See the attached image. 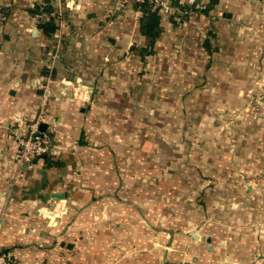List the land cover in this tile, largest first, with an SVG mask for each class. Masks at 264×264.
I'll list each match as a JSON object with an SVG mask.
<instances>
[{
	"label": "crops",
	"instance_id": "obj_1",
	"mask_svg": "<svg viewBox=\"0 0 264 264\" xmlns=\"http://www.w3.org/2000/svg\"><path fill=\"white\" fill-rule=\"evenodd\" d=\"M7 1H0V253L14 264H254L264 249V0H218L206 13L208 0H168L172 12L162 16L152 51L166 42L176 90L195 111L209 96L212 118L227 120L230 131L212 153L210 178L195 179L196 199L206 186L205 203L203 193L190 208L175 187L166 209L153 202V187L139 188L138 162L124 159L138 148L129 150L105 122L118 101L101 95L145 71L152 53L140 56L150 51L140 12L117 9L116 0H74L80 11H63L73 27L54 18L56 32L46 35L26 6L15 15V0ZM48 1L55 9L57 0ZM74 84L102 90L90 103L91 93L73 96ZM42 111L50 151L19 167L16 139ZM52 205L63 212L48 220Z\"/></svg>",
	"mask_w": 264,
	"mask_h": 264
},
{
	"label": "rangeland",
	"instance_id": "obj_2",
	"mask_svg": "<svg viewBox=\"0 0 264 264\" xmlns=\"http://www.w3.org/2000/svg\"><path fill=\"white\" fill-rule=\"evenodd\" d=\"M0 1L8 2L7 0V2ZM10 3L12 4V2ZM14 3L16 5H12L9 9L15 15L19 14L18 11H14L18 6L21 9H24L25 6L26 9H31L36 4L41 5L39 0H15ZM61 5L64 13L68 11L69 16L71 13L80 11V8L76 10L74 5L70 6V9H66L65 0L61 2ZM62 16H64L63 19ZM62 16L60 21L64 23V26H70L69 18L65 14ZM46 17L48 16H41L42 19ZM34 19L38 21L37 17ZM72 27L73 25L67 30L69 31ZM160 47L162 49L158 47L154 52L152 51L151 57L144 59L142 69L145 71L135 75L137 76L136 80L130 87L117 89L115 94L109 89H105V92L101 93V95L112 96L118 101L113 105L114 107L110 105V108L114 109L113 120L105 122L120 129L117 138L122 139L123 143L128 145L129 150L131 147L132 149L138 148V153H125L124 159L138 162L135 171L139 177L144 178L139 188L143 187L144 190L149 189L150 191L153 187L155 192L153 202L157 207H166L167 190L181 187V198H185L184 202L193 208L196 200H200L203 193L207 195L203 199L204 203L209 198L205 186L204 192L202 194L199 192L200 195L196 199L198 190L195 189L194 182L195 179L204 181L210 178L212 153L215 152L219 142L226 146V133L230 131L229 122L225 119L215 120L212 118L216 114L211 115L210 112L216 106L211 103L209 96H201L205 104L199 105L197 111L195 108H191L195 105L193 103L190 105L185 101L189 100L188 97L180 95V90H176L175 78L170 79V75L177 76L176 79H178V67L176 66L177 71L173 74L166 71V65L169 62L166 60L169 59L166 56V42L162 43ZM101 90L84 89L75 84L71 88L72 93L81 94V99L87 96V92L91 93L90 103L100 95ZM146 173L148 178L144 177ZM141 202L145 204V201ZM203 205L198 204L199 209L205 212V207L208 204ZM161 207L160 209H162ZM62 212V207L52 205L47 219H54ZM255 254L254 264H264V249L263 253Z\"/></svg>",
	"mask_w": 264,
	"mask_h": 264
},
{
	"label": "built area",
	"instance_id": "obj_3",
	"mask_svg": "<svg viewBox=\"0 0 264 264\" xmlns=\"http://www.w3.org/2000/svg\"><path fill=\"white\" fill-rule=\"evenodd\" d=\"M63 0H57V5L55 9L49 14L50 17L58 19L60 22V17L63 15L64 9L62 8L61 2ZM146 0H116L115 6L119 10H125L132 5H141ZM152 6L153 10H157L161 13L162 16H168L172 12V7L169 4L168 0H148ZM76 7L74 0H65V8L70 9L72 6ZM71 6V7H70ZM63 25L62 22L59 23ZM76 93H73V96H76ZM261 100V97H257L254 102L255 106L253 107L255 116L258 112L257 102ZM44 119V112L42 111L38 118L30 125L29 135L26 137H17L16 143L18 147L17 156L15 159L16 164L21 167L22 165H27L32 163L34 160L39 159L47 155L50 151V137L40 130V123ZM2 125L0 124V128ZM11 261L9 258L0 253V264H10ZM12 264V263H11Z\"/></svg>",
	"mask_w": 264,
	"mask_h": 264
},
{
	"label": "trees",
	"instance_id": "obj_4",
	"mask_svg": "<svg viewBox=\"0 0 264 264\" xmlns=\"http://www.w3.org/2000/svg\"><path fill=\"white\" fill-rule=\"evenodd\" d=\"M217 1L218 0H208L206 6L204 7V9H202V12L206 13L211 10ZM134 8H136V10L140 12V17L138 20L139 32L142 36L149 39L148 47L150 48V51L145 52L143 49H139V52L141 54L140 56L143 57V55L145 54L152 53V48L162 32V15L159 11L152 9V6L148 0H146L141 5H134ZM52 11V6L48 0H42L41 5L34 6L33 8L28 9V13L30 15L39 18L38 29H40L42 33L46 35L53 34L56 32V25L53 21L54 17H50L48 21L42 22L41 16H49Z\"/></svg>",
	"mask_w": 264,
	"mask_h": 264
},
{
	"label": "water",
	"instance_id": "obj_5",
	"mask_svg": "<svg viewBox=\"0 0 264 264\" xmlns=\"http://www.w3.org/2000/svg\"><path fill=\"white\" fill-rule=\"evenodd\" d=\"M40 129H41V127H40Z\"/></svg>",
	"mask_w": 264,
	"mask_h": 264
}]
</instances>
